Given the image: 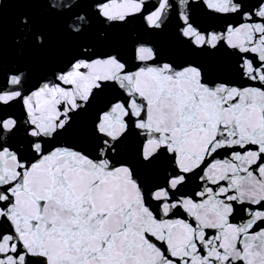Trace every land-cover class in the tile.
I'll return each instance as SVG.
<instances>
[{
  "label": "snow or ice",
  "instance_id": "snow-or-ice-1",
  "mask_svg": "<svg viewBox=\"0 0 264 264\" xmlns=\"http://www.w3.org/2000/svg\"><path fill=\"white\" fill-rule=\"evenodd\" d=\"M31 2L73 37L92 27L77 9L102 29L31 86L24 68L0 65V264H264V0ZM137 21L226 54L235 79L146 41L129 62L109 32ZM22 25L26 43L50 47ZM93 108L88 146L64 141ZM131 137L151 180L121 154Z\"/></svg>",
  "mask_w": 264,
  "mask_h": 264
},
{
  "label": "water",
  "instance_id": "water-1",
  "mask_svg": "<svg viewBox=\"0 0 264 264\" xmlns=\"http://www.w3.org/2000/svg\"><path fill=\"white\" fill-rule=\"evenodd\" d=\"M150 2H155V0H150ZM77 11L87 12L91 19L92 27L83 37H73L67 33L64 28L65 17L46 11L40 4L33 3L31 0H6L2 10H0V65L10 73L14 72L18 67L24 68L30 75L29 86L42 76L53 71L74 52L81 41L92 39V36L102 29V26L88 9H77ZM197 18L206 25L223 26L229 22L224 18L213 20L202 16L199 12L197 13ZM23 19H28L38 29L49 34L52 43L46 51L37 50L21 39L23 33L20 29L23 26ZM109 35L112 46L129 62L134 63L133 48L136 42L146 41L157 48L161 56L166 60H175L180 63L191 61L203 64L214 77L235 79L234 74L231 72L232 61L230 57L224 53L209 56L188 50L179 43L172 27L159 32H152L146 30L137 21L131 25L113 28L110 30ZM110 95L111 92H106L105 97H102V99ZM95 111L96 108L89 109L78 117L74 126L62 139L68 143L88 146L87 131L90 128ZM9 112L20 116V105L13 106L9 109ZM135 145L136 138L131 137L122 146L121 154L124 158L137 163L142 174L151 180L155 176V170L146 169L139 165L135 159ZM196 182L199 183L198 180ZM240 222L238 219L233 221V223Z\"/></svg>",
  "mask_w": 264,
  "mask_h": 264
}]
</instances>
